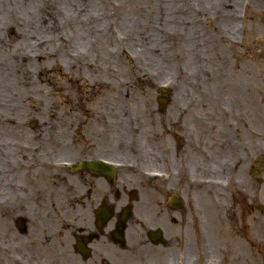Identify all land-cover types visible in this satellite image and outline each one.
Instances as JSON below:
<instances>
[{"label": "flooded vegetation", "instance_id": "af4514ba", "mask_svg": "<svg viewBox=\"0 0 264 264\" xmlns=\"http://www.w3.org/2000/svg\"><path fill=\"white\" fill-rule=\"evenodd\" d=\"M5 13L8 38L19 18ZM239 86L213 101L204 88L185 106L159 101L143 119L122 103L94 107L75 126L65 102L30 125L5 106L0 264H264V203L242 179L244 166L259 173L264 101H242Z\"/></svg>", "mask_w": 264, "mask_h": 264}, {"label": "rangeland", "instance_id": "374dc122", "mask_svg": "<svg viewBox=\"0 0 264 264\" xmlns=\"http://www.w3.org/2000/svg\"><path fill=\"white\" fill-rule=\"evenodd\" d=\"M206 1L0 0L1 23V16L10 9L19 18L13 30L18 37L12 44L29 55L21 69L30 71L26 77L30 86L24 84L30 102H57L53 77L58 71L68 87L65 111L57 106L48 111L34 108L30 113L29 107L30 114L22 117H28L30 125V118L64 111L63 117L75 126L78 119L93 117L89 109L122 103L134 113L132 117L143 119L145 107L157 111L156 103L163 100L185 106L203 88L208 95L202 100L213 101L220 90L230 92L232 81L240 85L242 101H249L253 92H258V101H264V4L217 0L213 11ZM101 22H107L104 34L111 39V56L104 59ZM13 31L2 29L4 36H15ZM40 37L48 54L37 61V57L30 58V43ZM103 68L109 73L104 75ZM19 79L22 82L20 73ZM162 85L168 91H159ZM77 95L87 97L89 104L81 106ZM164 109L171 112L173 105ZM249 157L248 153L244 160ZM259 157V173L249 174L244 166L242 179L248 184L258 182L259 200L264 203V154Z\"/></svg>", "mask_w": 264, "mask_h": 264}, {"label": "bare ground", "instance_id": "6f19581e", "mask_svg": "<svg viewBox=\"0 0 264 264\" xmlns=\"http://www.w3.org/2000/svg\"><path fill=\"white\" fill-rule=\"evenodd\" d=\"M206 2H209L211 4V8H213L212 10L214 11L216 8L214 5L216 4L217 0H207ZM101 25L102 26L100 28L101 29L100 34H101L102 41L100 44L104 46V47L101 46L102 54H103L102 58L104 59V58L111 56L110 55L111 49H109V46L111 44L110 42L111 39L105 38L106 34H104V32H106L105 27L107 25V22H101ZM53 29H56V28H53ZM13 34H15V36L9 35L8 38L0 36L1 44L3 45L2 59L0 60V69H1L0 100L2 101V105L4 106L3 113L0 117L2 118L3 122H7L8 120L11 119L10 117H12L9 114V108L5 106H11L13 109L18 111L19 114L27 115V113H29L28 112L29 107H30V113H31V110H33L34 108H45L48 111L51 107H57V106L62 107L61 105H63V100L69 97L67 93L68 87L66 84V80L63 76H59L60 72L58 71L56 73V76L53 77L54 79H56V82H57V86H55L56 89L53 92L57 102H44V103H42L43 101H34V102L31 101L30 102V92L28 90H25V86H24V84H27L28 87L30 86V80L26 78L27 76L30 75V71L29 70L25 71V69H21L23 61L26 58H29L28 57L29 55H27V51L25 50L20 51L19 48H17L18 49L17 50L14 47L10 39H12L14 43V38L18 37L17 36L18 33L13 31ZM83 41L84 40H82L81 42ZM32 42H34V44L30 43V58H32L31 56L37 57L35 59L38 61L41 57L43 58L46 57V55L48 54V51H46L47 49L46 46H43L45 44L44 40L40 37L38 39L34 38V41ZM40 48L42 49V51L40 50ZM20 53H22L21 59L19 58ZM52 54H53L52 56H55V52H53ZM80 61H84V62L86 61L85 63L89 65L88 60L81 59ZM102 71L104 72V75L109 73V69L103 68ZM19 73H20L22 82H20ZM59 81L62 82L60 86H59ZM11 82H13V85L15 83L18 85L19 91H18L17 100L15 99V92L10 88ZM76 99H78V101H81L79 102V104H84V103H86V105L89 104L85 102V100L87 101L88 98L85 97L84 95H80V96L77 95ZM55 109L57 108H54V110ZM53 112L51 113V115L53 114Z\"/></svg>", "mask_w": 264, "mask_h": 264}]
</instances>
